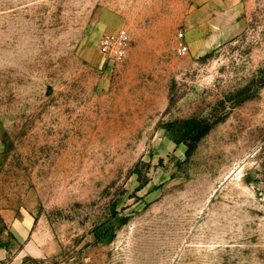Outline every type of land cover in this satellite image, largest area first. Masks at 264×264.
Masks as SVG:
<instances>
[{"label": "rangeland", "instance_id": "1", "mask_svg": "<svg viewBox=\"0 0 264 264\" xmlns=\"http://www.w3.org/2000/svg\"><path fill=\"white\" fill-rule=\"evenodd\" d=\"M0 264H264V0H0Z\"/></svg>", "mask_w": 264, "mask_h": 264}, {"label": "built area", "instance_id": "2", "mask_svg": "<svg viewBox=\"0 0 264 264\" xmlns=\"http://www.w3.org/2000/svg\"><path fill=\"white\" fill-rule=\"evenodd\" d=\"M131 35L127 29H121L116 34L106 35L101 42V50L107 56L123 62L127 54V48L131 43ZM186 48L184 47V50Z\"/></svg>", "mask_w": 264, "mask_h": 264}, {"label": "crops", "instance_id": "3", "mask_svg": "<svg viewBox=\"0 0 264 264\" xmlns=\"http://www.w3.org/2000/svg\"><path fill=\"white\" fill-rule=\"evenodd\" d=\"M186 23L190 24V25H199V24L205 25V24H207V21H206L205 17H202L201 20L196 19V22H195V20L192 19V21H187Z\"/></svg>", "mask_w": 264, "mask_h": 264}]
</instances>
